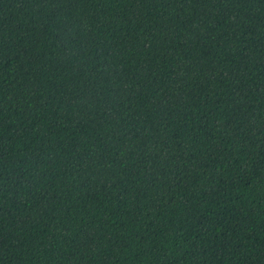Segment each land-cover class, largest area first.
<instances>
[{
  "label": "trees",
  "instance_id": "trees-1",
  "mask_svg": "<svg viewBox=\"0 0 264 264\" xmlns=\"http://www.w3.org/2000/svg\"><path fill=\"white\" fill-rule=\"evenodd\" d=\"M0 264H264V0H0Z\"/></svg>",
  "mask_w": 264,
  "mask_h": 264
}]
</instances>
